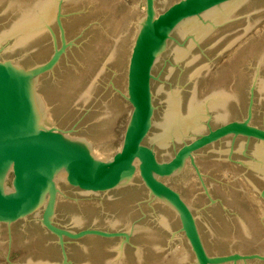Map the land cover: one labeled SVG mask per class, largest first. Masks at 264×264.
Returning <instances> with one entry per match:
<instances>
[{"label":"water","instance_id":"water-1","mask_svg":"<svg viewBox=\"0 0 264 264\" xmlns=\"http://www.w3.org/2000/svg\"><path fill=\"white\" fill-rule=\"evenodd\" d=\"M143 3L0 0V264H264V0Z\"/></svg>","mask_w":264,"mask_h":264},{"label":"rangeland","instance_id":"rangeland-1","mask_svg":"<svg viewBox=\"0 0 264 264\" xmlns=\"http://www.w3.org/2000/svg\"><path fill=\"white\" fill-rule=\"evenodd\" d=\"M86 1H88V0H86ZM114 1H116V3H118L117 5L119 6L118 7L119 9L121 8V12L125 11V13H127V11L130 10L129 12L133 13L132 9L134 11H136L135 12L136 13L135 16L138 15L137 18L140 17L143 14V12H144L143 0H121V1L120 0H114ZM133 3H134L135 6L133 5ZM136 5H137V7H136ZM130 7H131V9H130ZM134 8H137V9H134Z\"/></svg>","mask_w":264,"mask_h":264},{"label":"bare ground","instance_id":"bare-ground-1","mask_svg":"<svg viewBox=\"0 0 264 264\" xmlns=\"http://www.w3.org/2000/svg\"><path fill=\"white\" fill-rule=\"evenodd\" d=\"M89 1V0H88ZM121 1V0H120ZM119 1V2H120ZM89 2H92V3H95V4H98V5H101V6H104V7H107V8H110V9H113V10H115V11H118V12H121V8L119 9L118 7V3H116V1H114V0H90ZM133 5H134V3H133ZM135 6V5H134ZM136 7H137V5H136ZM130 9H131V7H130ZM134 9H137V8H134ZM130 11V10H129ZM129 11H127V13H125V11L124 12H121V13H124V14H127V15H130V16H133V17H136L137 18V16H135V12L136 11H134L133 9H132V12L133 13H131V12H129ZM129 12V13H128ZM139 18V17H138Z\"/></svg>","mask_w":264,"mask_h":264},{"label":"flooded vegetation","instance_id":"flooded-vegetation-1","mask_svg":"<svg viewBox=\"0 0 264 264\" xmlns=\"http://www.w3.org/2000/svg\"><path fill=\"white\" fill-rule=\"evenodd\" d=\"M253 127H254V126H253ZM256 128H257V127H256ZM259 129H261V128H259ZM250 140H253V139H250ZM250 140H249V141H250Z\"/></svg>","mask_w":264,"mask_h":264}]
</instances>
